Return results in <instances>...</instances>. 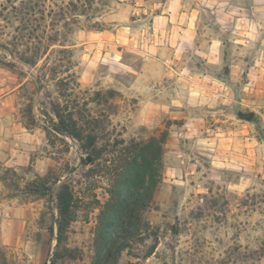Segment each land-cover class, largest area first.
Instances as JSON below:
<instances>
[{
    "label": "rangeland",
    "instance_id": "rangeland-1",
    "mask_svg": "<svg viewBox=\"0 0 264 264\" xmlns=\"http://www.w3.org/2000/svg\"><path fill=\"white\" fill-rule=\"evenodd\" d=\"M40 1L0 0V60L12 67L0 66V176L17 173L0 179V264H47L59 182L74 190L76 213L52 261L94 256L108 180L85 176L87 154L54 129L52 103L75 109L79 125L97 120L100 143L167 131L150 229L116 264H264V0H93L45 53L39 39L55 26ZM172 8L187 15L158 17ZM46 174L45 196L19 190Z\"/></svg>",
    "mask_w": 264,
    "mask_h": 264
},
{
    "label": "trees",
    "instance_id": "trees-1",
    "mask_svg": "<svg viewBox=\"0 0 264 264\" xmlns=\"http://www.w3.org/2000/svg\"><path fill=\"white\" fill-rule=\"evenodd\" d=\"M92 2L93 0H61L48 7L45 0H41L42 18L44 19L45 15H52L50 23L55 27L51 35L40 37L38 52L45 53L52 44L61 42L69 32L70 24L75 20L73 16L85 15L87 6ZM56 26L60 29H56ZM91 26L100 29L98 21H94ZM65 51L66 48L60 50ZM20 60L29 65L35 63L34 58L25 55H22ZM0 66L12 69L9 63L2 60ZM68 75L73 77V74ZM60 84H63V80ZM59 88L61 95H66L69 89L72 90L62 85H59ZM106 93L109 97L116 94L112 89ZM73 110L75 109H69L67 104L52 103L51 112L60 121L54 122V129L72 136L78 141L80 149L90 156L91 166L85 172L86 177L103 174L108 180V197L102 204H98L95 251L90 264H116L120 254L129 250L132 242L142 238L150 229L144 214L152 204L154 190L162 178V148L167 131L163 130L158 136L152 135L146 139L131 138L125 141L120 138L100 143L101 137L97 131L100 123L93 118L90 121L84 120L83 124L79 125L73 116ZM82 162H85V158H82ZM3 173L0 179L4 183L7 181V175L17 176L15 170L9 167H5ZM47 175H35L19 190L27 195L45 196L50 191ZM55 208L57 210L55 238L56 246L59 248L76 213L74 190L66 182L60 185L56 193ZM153 248L154 246L148 255ZM55 254L59 256V251ZM3 261L6 264L4 258ZM51 264H55L54 260Z\"/></svg>",
    "mask_w": 264,
    "mask_h": 264
},
{
    "label": "crops",
    "instance_id": "crops-1",
    "mask_svg": "<svg viewBox=\"0 0 264 264\" xmlns=\"http://www.w3.org/2000/svg\"><path fill=\"white\" fill-rule=\"evenodd\" d=\"M176 2H179V0H174V6L177 4ZM181 11V12H180ZM184 14H186L187 15V13L186 12H182V10H180V9H177V8H172L171 9V13L170 12H168V14L167 15H158V17H164L165 19H166V21L168 22V24H170V23H172L173 22V18L175 17L176 18V16L178 17L179 15H180V18H181V16H183ZM191 24L189 23V22H187L186 24H185V26L182 28V32H186L185 34H188L187 32H190L189 30H191V26H190ZM22 83L20 82V83H18V85L17 86H20ZM17 86H15L14 87V89H12L13 90V93H12V95H14L15 94V90L17 89ZM8 94H10V93H8ZM19 127V126H18ZM24 134H26V133H24ZM20 135V134H19ZM18 135V136H19ZM29 135H32V134H29ZM18 136H16V137H18ZM21 136V135H20ZM19 138V137H18ZM3 142H5V141H1L0 143L2 144ZM14 144H19L20 142L19 141H15V142H13ZM12 144V143H11ZM17 151V150H16ZM18 153H19V150H18Z\"/></svg>",
    "mask_w": 264,
    "mask_h": 264
},
{
    "label": "water",
    "instance_id": "water-1",
    "mask_svg": "<svg viewBox=\"0 0 264 264\" xmlns=\"http://www.w3.org/2000/svg\"><path fill=\"white\" fill-rule=\"evenodd\" d=\"M239 116L246 119V120H251L252 117H253V113L252 112H248V113H239ZM86 163H90V157L87 155L86 157ZM62 182H59L58 185H56V187L54 188V191H53V195L56 196V193L60 187ZM54 224H55V228L57 226V215H55L54 217ZM56 236V235H55ZM56 238H55V243L54 245L52 246V249L50 251V254H49V257H48V261H47V264H51L52 263V259H53V256H54V250L56 248Z\"/></svg>",
    "mask_w": 264,
    "mask_h": 264
}]
</instances>
